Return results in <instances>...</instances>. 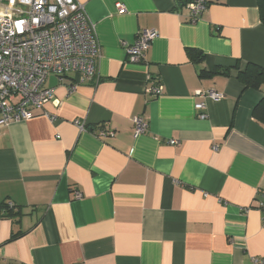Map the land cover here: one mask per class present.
I'll list each match as a JSON object with an SVG mask.
<instances>
[{
	"label": "crops",
	"instance_id": "0c3cea01",
	"mask_svg": "<svg viewBox=\"0 0 264 264\" xmlns=\"http://www.w3.org/2000/svg\"><path fill=\"white\" fill-rule=\"evenodd\" d=\"M77 1L100 43L96 73L49 75L50 101L1 130L0 264H257L264 81L246 86L240 73L264 69L259 0H208L196 23L188 0ZM145 29L158 36L133 62L126 47ZM200 89L224 94L203 116Z\"/></svg>",
	"mask_w": 264,
	"mask_h": 264
},
{
	"label": "built area",
	"instance_id": "2783aa9c",
	"mask_svg": "<svg viewBox=\"0 0 264 264\" xmlns=\"http://www.w3.org/2000/svg\"><path fill=\"white\" fill-rule=\"evenodd\" d=\"M190 21L196 23L207 8L208 0H188L185 3ZM123 11L125 6L118 3ZM158 36L155 30H141L135 41L126 47L128 59L142 61L151 42ZM101 55L95 25L89 20L84 5L77 0H0V132L14 121L33 117L35 107H43L54 96L46 87L49 75L62 81L68 73H79L92 79ZM76 89L73 84L70 90ZM150 97L163 93V84L150 80ZM196 110L205 115L209 99L220 100L224 94L214 89H200ZM50 119L55 115L46 113ZM136 134L147 132L149 123L143 116L132 118ZM81 129L85 126L77 121ZM101 137L114 135L112 129H101ZM175 144V140H170ZM80 197V190L76 191ZM12 205V203H10ZM264 219V193L256 200ZM264 264L263 258H254Z\"/></svg>",
	"mask_w": 264,
	"mask_h": 264
},
{
	"label": "trees",
	"instance_id": "16d2710c",
	"mask_svg": "<svg viewBox=\"0 0 264 264\" xmlns=\"http://www.w3.org/2000/svg\"><path fill=\"white\" fill-rule=\"evenodd\" d=\"M259 10H260V16L261 20L264 23V0H259ZM188 56L196 63H200L204 60L205 54L194 48L188 49ZM200 74L204 76L206 73L205 70H201ZM240 78L245 83L246 86H259L261 82L264 81V69L260 67L259 65L255 64H248L247 68L240 73ZM264 109V100H262L259 104L255 107V113L256 115H261L262 111ZM13 206L11 204L3 205L2 210L10 212L12 211ZM17 234H13L12 238H15Z\"/></svg>",
	"mask_w": 264,
	"mask_h": 264
}]
</instances>
